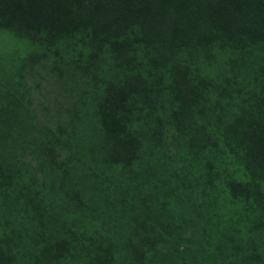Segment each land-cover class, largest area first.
Wrapping results in <instances>:
<instances>
[{
	"label": "trees",
	"instance_id": "obj_1",
	"mask_svg": "<svg viewBox=\"0 0 264 264\" xmlns=\"http://www.w3.org/2000/svg\"><path fill=\"white\" fill-rule=\"evenodd\" d=\"M0 23L46 33L53 82L0 81V264H264V0H0Z\"/></svg>",
	"mask_w": 264,
	"mask_h": 264
},
{
	"label": "rangeland",
	"instance_id": "obj_2",
	"mask_svg": "<svg viewBox=\"0 0 264 264\" xmlns=\"http://www.w3.org/2000/svg\"><path fill=\"white\" fill-rule=\"evenodd\" d=\"M6 26L0 23V81L4 79H9L8 82L12 83L15 82L16 84H9L15 88V92L22 93L26 98L25 101L28 103L30 99V88L35 90L34 96L36 99L45 103L46 97L50 90V86L53 83L52 80L46 75L47 68L44 69V65H40L36 63L37 68L32 73L30 71V54L34 53H44L43 52V45H46L47 35L46 33H38V32H19L13 33L10 32ZM232 51L225 53V57L228 58ZM33 58V57H32ZM34 59V58H33ZM35 61V60H34ZM45 65H49L48 63L44 62ZM40 71L41 74L38 72ZM37 72V73H36ZM39 73V74H38ZM38 74V75H37ZM250 80V78H249ZM41 102V103H42ZM51 103V102H50ZM59 112H63L61 109ZM57 112V113H59ZM66 113V112H65ZM84 132L83 134H93L92 125L88 123H84L82 125ZM15 134L18 135V138H10L9 136V146L10 148L16 149L17 151V158L19 162H23L22 160H30V148L26 147V142L22 140L21 134L15 128ZM74 139L71 138L72 147L78 149V144L72 141ZM60 145L56 147L59 148ZM69 146V145H68ZM68 146H64L65 150H68ZM60 151H63L62 148ZM64 154L62 153L59 156V159L63 158ZM93 165V163H92ZM98 170V167H95ZM27 172V171H26ZM25 174V173H24ZM15 190V189H14ZM58 201V199L56 200ZM61 202V201H60ZM3 211L7 213V211L3 210L0 207V212ZM17 213L20 219L26 220L30 225V214L32 219L37 220L39 214L31 209L30 205H23L21 203H15L10 207L9 216ZM13 217V216H12ZM46 235H32L33 237H44L48 238L53 235L49 234V230L46 227H43ZM31 232H34L32 229ZM28 236V242L30 243V235ZM42 245V243H41Z\"/></svg>",
	"mask_w": 264,
	"mask_h": 264
}]
</instances>
